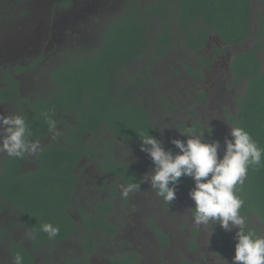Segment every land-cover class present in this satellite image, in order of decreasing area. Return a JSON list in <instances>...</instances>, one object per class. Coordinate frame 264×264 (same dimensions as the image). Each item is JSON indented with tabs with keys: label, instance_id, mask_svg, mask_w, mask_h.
Here are the masks:
<instances>
[{
	"label": "trees",
	"instance_id": "16d2710c",
	"mask_svg": "<svg viewBox=\"0 0 264 264\" xmlns=\"http://www.w3.org/2000/svg\"><path fill=\"white\" fill-rule=\"evenodd\" d=\"M126 2L124 13L108 24L94 53L72 56L49 72L53 87L48 93L33 98L23 96L16 74L0 70V104L13 103L15 112L25 116L31 141L51 138L36 151L33 169L23 167L29 161L28 154L22 158L6 156L0 162V197L22 214L29 231L35 233L36 248L69 238L79 226L90 233L114 231L107 222L110 207L106 202H98L95 214L80 215L79 220L69 211L83 158L98 162L105 177L121 181L126 187L140 184L134 190L141 187L143 177L135 167L116 161L110 143L99 150L96 139L100 141V135L110 133L131 146H139L142 133L149 132L155 137L150 111L139 96L142 87L154 82L149 72L154 58L148 59V65H142L137 73H127L145 52L150 31H156L153 40L156 57L164 56L172 45L173 22L180 30L183 45L195 52L213 37L226 46H241L250 35L251 0H156L147 6H142L140 0ZM201 63L210 67V58L199 59L198 64ZM16 67L19 71L25 69ZM187 70L201 78L194 68L188 66ZM229 70L232 84H245L236 113L229 119L234 126L248 131L264 149V14L258 20L252 44L233 56ZM45 112L57 122L60 135L55 140L41 115ZM190 129L200 133L204 127L193 123ZM165 149L178 151L172 144ZM193 186L191 178L182 176L175 193H188ZM237 195L244 200L240 214L246 222L256 217L264 225V162L249 166L245 183L237 186ZM44 223L58 226L59 235L50 240L41 231ZM151 229L160 243L168 242L158 226L152 224ZM247 230L260 235L257 226L247 225ZM191 231L198 235L197 229ZM90 233L82 239L87 250L94 243ZM214 238L217 249L234 254V237L230 242L224 231L217 230ZM190 245L195 248V241L190 240ZM17 253L23 256V264H34L32 254L20 244L12 246V255ZM115 263L138 264L134 252H125ZM74 264L86 262L76 260Z\"/></svg>",
	"mask_w": 264,
	"mask_h": 264
},
{
	"label": "rangeland",
	"instance_id": "374dc122",
	"mask_svg": "<svg viewBox=\"0 0 264 264\" xmlns=\"http://www.w3.org/2000/svg\"><path fill=\"white\" fill-rule=\"evenodd\" d=\"M75 1L74 7L61 10L56 8V0H0V70L12 69L23 96L33 98L48 93L53 87L49 72L72 56L94 53L102 43L108 24L127 8L125 0ZM155 1L140 0L142 6ZM263 14L264 0H251L250 35L241 46H226L213 37L201 50L191 51L183 45L180 30L173 22L170 25L172 45L164 56L156 57L153 42L156 31H150L145 52L131 64L127 73H137L142 65H148V59L154 58L149 67L154 82L142 87L139 96L150 111L155 138L162 141L164 148L172 144L173 139H187L180 134L185 131V125L191 128L193 123H199L204 130L197 134H202L207 142L219 141L218 156H222L224 138L228 136L229 127L234 126L229 118L235 115L237 101L245 89L243 82L231 83L229 63L235 54L250 47ZM206 57L210 58V67L198 64L199 59ZM16 66L25 69L19 71ZM188 66L199 71L201 78L190 74ZM15 111L13 103L0 104V114L11 115ZM99 139H96L97 148L101 150L110 143L116 161L134 165L142 175L152 169L150 158L139 146H131L110 133L100 135ZM50 140L48 137L37 141L38 149ZM127 148L132 154L128 158L125 156ZM34 155L29 156L25 169L35 168ZM77 175L76 201L70 213L79 220L80 215L95 214L98 202H106L110 207L107 222L115 228L114 234L97 233L100 244L88 255L82 247V236L86 232L82 226L68 240L34 250L20 212L0 199V262L12 264L10 248L19 242L33 252L39 264H70L74 258H86L89 264H111L113 256L133 251L145 264H181L182 260L200 257L203 264H219L213 237L217 230H224L217 224L204 226L193 222L190 209L194 203L189 192L175 193V199L168 203L149 183L143 182L140 189L125 198L121 188L126 186L105 177L99 163L88 158L80 161ZM152 224L170 236L164 248L158 246ZM247 225L257 226L260 235H264V225L256 217L248 219ZM7 227L8 238L2 236V230ZM191 228L199 230V248L194 251L188 247ZM234 231H224L230 242H233ZM218 254L232 264L231 254L221 251Z\"/></svg>",
	"mask_w": 264,
	"mask_h": 264
},
{
	"label": "clouds",
	"instance_id": "9594fccd",
	"mask_svg": "<svg viewBox=\"0 0 264 264\" xmlns=\"http://www.w3.org/2000/svg\"><path fill=\"white\" fill-rule=\"evenodd\" d=\"M41 115L46 119L48 131L55 140L60 135L56 120L46 112ZM180 134L187 139L171 140L178 150L175 153L166 150L162 141L149 132L140 135V151L153 164L152 169L143 175L141 183H149L161 198L170 203L175 199V186L180 178H191L194 186L188 195L194 203L190 209L193 222L204 226L217 224L225 232L236 229L232 264H264V235L247 230L246 218L240 214L244 200L237 195V186L245 183L249 166H259L264 162V149L240 126L229 127L222 156H218L219 141L207 142L202 134L190 128ZM30 136L31 131L24 115L0 114V153L16 158L36 153L38 142L31 141L28 138ZM131 155L127 148L126 158ZM139 185L122 186L121 195L127 198ZM41 231L51 240L59 235L60 229L51 223H44ZM26 235L35 239V233L29 231ZM216 254L219 264H228L227 260ZM11 260L12 264H23V256L18 253Z\"/></svg>",
	"mask_w": 264,
	"mask_h": 264
},
{
	"label": "flooded vegetation",
	"instance_id": "af4514ba",
	"mask_svg": "<svg viewBox=\"0 0 264 264\" xmlns=\"http://www.w3.org/2000/svg\"><path fill=\"white\" fill-rule=\"evenodd\" d=\"M91 1H94V0H91ZM126 1V0H125ZM76 3V1L75 0H56V2H55V5H56V8L57 9H61V10H65L66 8H69V7H74V4ZM127 3V2H126ZM126 7H127V5H126ZM124 13V12H123ZM122 13V14H123ZM121 14V15H122ZM59 17H61L60 15H58ZM55 25V24H54ZM64 29V27L62 28V30ZM17 68V67H16ZM12 69H8V68H5V71H10V72H12L11 71ZM4 71V70H3ZM13 73V72H12ZM16 76V75H15ZM29 156H30V154H28ZM7 155L6 154H2L1 155V159H0V162H1V160L4 158V157H6ZM119 162V161H118ZM125 164V163H124ZM24 165H26V164H24ZM127 165H129V164H127ZM130 166H133V167H135L134 165H130ZM0 167H1V163H0ZM24 167V169H25V166H23ZM135 169L137 170V172L143 177V175L141 174V172L139 171V169L137 168V167H135ZM144 179V178H143ZM77 185V184H76ZM142 185H143V183H142ZM142 185H141V187H142ZM140 187V188H141ZM139 188V189H140ZM75 189H76V186H75ZM138 190V189H137ZM135 191V190H134ZM75 192H76V190H75ZM0 199L3 201V202H5V203H7V204H10V205H12L11 203H9V202H7V201H5V200H3L1 197H0ZM76 201V194H75V198L72 200V203H74ZM13 206V205H12ZM71 206H72V204H71ZM70 206V207H71ZM1 209H2V207H1V205H0V212H1ZM20 215H21V217H22V214L20 213ZM73 216H74V214H72ZM75 217V216H74ZM76 218V217H75ZM106 218L108 219V212H107V214H106ZM22 219V221H23V223H24V225H25V227H26V230L29 232V229H28V227L26 226V224H25V221L26 220H24L23 218H21ZM155 225V224H154ZM157 226V225H156ZM159 228V227H158ZM85 230H86V232H85V234L86 233H90L86 228H84ZM162 232H163V230L161 229V228H159ZM192 229V228H191ZM196 229V228H195ZM152 230V229H151ZM198 230V229H197ZM76 231H77V229H76ZM76 231L73 233V234H75L76 233ZM116 230H115V228H114V231L113 232H111V233H107V232H101V233H105L106 235H108V236H110V234H114V232H115ZM153 231V230H152ZM154 232V231H153ZM217 232V231H216ZM216 232H215V234H216ZM97 233H99V232H93V233H90V235L92 236V240L94 241V243L92 244V248L90 249V250H87L85 247H84V245H82V247H83V250H84V252L86 253V255H88V254H90V253H92L93 252V250H94V248H96V246L97 245H99L100 244V242H98V238H97V236H96V234ZM73 234L71 235V236H73ZM84 234V235H85ZM164 234L167 236V238H168V242L167 243H165V244H162V243H160L158 240H157V244H158V246H160V248H164L169 242H170V236L166 233V232H164ZM215 234H214V237H215ZM83 235V236H84ZM154 235H155V233H154ZM190 235H191V237H190V239L188 240V247L190 248V250L191 251H194V250H197L199 247H198V242H197V239H198V237H199V230H198V235L197 236H194L193 234H192V231L190 230ZM2 236H4V237H6V238H8L9 237V227H7V228H5V229H3L2 230ZM70 236V237H71ZM82 236V237H83ZM69 237V238H70ZM155 237H156V235H155ZM213 237V240H214V250H215V252L217 251L218 253L221 251V250H219V249H217L216 248V241H215V238ZM69 238H67V239H65V240H63V241H60V242H56V243H50V244H42L40 247H38V248H36L35 247V243H34V239H32V249H34V250H40V249H43L44 247H50V246H53V245H57V244H59V243H62V242H64V241H66V240H68ZM156 239H157V237H156ZM190 240H194L195 241V243H196V247L195 248H192L191 247V245H190ZM14 244H20L24 249H26L29 253H31L32 254V256H33V261H34V264H39L38 262H37V260L35 259V256H34V254H33V252L30 250V249H28V248H26L22 243H19V242H15V243H13L12 244V246L14 245ZM12 246H11V248H10V251H11V255H12ZM221 247H223L222 245H221ZM134 252V251H133ZM222 252V251H221ZM135 253V255H136V261H137V263L138 264H145V263H143L142 262V260H141V258H140V256H139V254H137L136 252H134ZM223 254H226V253H224V252H222ZM123 254L124 253H119L118 255H115V256H113L112 258H111V264H116L115 263V259H121L122 258V256H123ZM227 255V254H226ZM230 255V254H229ZM232 255V254H231ZM13 256V255H12ZM233 256V255H232ZM76 260H84L85 262H86V264H89V262L87 261V259L86 258H74V259H72L71 261H70V264H74V262L76 261ZM202 258L200 257L198 260H187V261H184V260H182L181 261V264H203V262H202ZM2 264H4L3 262H1Z\"/></svg>",
	"mask_w": 264,
	"mask_h": 264
}]
</instances>
